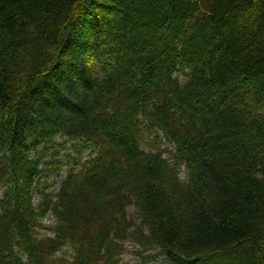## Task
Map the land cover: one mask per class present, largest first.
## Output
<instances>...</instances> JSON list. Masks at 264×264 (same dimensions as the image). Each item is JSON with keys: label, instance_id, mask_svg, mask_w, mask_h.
<instances>
[{"label": "trees", "instance_id": "trees-1", "mask_svg": "<svg viewBox=\"0 0 264 264\" xmlns=\"http://www.w3.org/2000/svg\"><path fill=\"white\" fill-rule=\"evenodd\" d=\"M0 190V264H264V0H0Z\"/></svg>", "mask_w": 264, "mask_h": 264}, {"label": "rangeland", "instance_id": "rangeland-1", "mask_svg": "<svg viewBox=\"0 0 264 264\" xmlns=\"http://www.w3.org/2000/svg\"><path fill=\"white\" fill-rule=\"evenodd\" d=\"M175 78H177L180 82H183L185 79H184V77H182V76H180V75H175ZM168 147H170V150H172V147L171 146H168ZM163 148H165V147H163ZM92 153L89 151V152H87L86 154H85V156L87 157V156H90ZM184 170L182 169L181 170V177H184V172H183ZM55 179H56V177H53L52 178V181H55ZM42 183H44V184H49V183H51L50 181H48V180H46V179H43V181H42ZM55 188L56 187H54L51 191L52 192H54L55 191ZM1 190H0V196H1ZM38 198H37V196H35V201L37 200ZM128 216H129V218L132 220V221H134L135 223H139L140 222V220H139V215H138V211L134 208V207H130L129 209H128ZM51 222H52V220H51V217L50 216H48V217H46V219L44 220V222H43V225H45V226H50L51 225ZM125 247H126V249H127V251H129V252H132V251H134V250H137V247L136 246H134V245H132V244H129V243H127L126 245H125ZM71 249L68 247H65V248H63V249H61V252H67L68 254H70L71 253V251H70ZM122 259H123V261H124V263L125 264H139L140 263V259H138L136 256H134V255H132V254H127V255H124L123 257H122ZM158 261H160V260H158ZM158 261H156V262H152L151 264H156Z\"/></svg>", "mask_w": 264, "mask_h": 264}]
</instances>
